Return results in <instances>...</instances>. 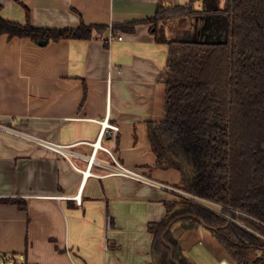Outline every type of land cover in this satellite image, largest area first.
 Listing matches in <instances>:
<instances>
[{
  "label": "crops",
  "instance_id": "0c3cea01",
  "mask_svg": "<svg viewBox=\"0 0 264 264\" xmlns=\"http://www.w3.org/2000/svg\"><path fill=\"white\" fill-rule=\"evenodd\" d=\"M191 1L0 0L3 18L25 24L29 10L35 28H108L88 41L46 45L0 37V199L7 201L0 203V264L11 255L26 264H162L148 227L170 220L179 199L109 175L113 160L101 148L95 155V144L125 167L181 187L178 170L155 168L148 140L149 123L166 117L169 47L149 24L114 32L123 41L108 46L99 37L153 18L160 5ZM108 116L118 133L102 134ZM172 231L183 253L197 245L192 234L186 245L179 224ZM213 254L215 264H236L227 252ZM259 257L250 251L249 264Z\"/></svg>",
  "mask_w": 264,
  "mask_h": 264
},
{
  "label": "trees",
  "instance_id": "16d2710c",
  "mask_svg": "<svg viewBox=\"0 0 264 264\" xmlns=\"http://www.w3.org/2000/svg\"><path fill=\"white\" fill-rule=\"evenodd\" d=\"M197 1L160 5L153 18L114 26L113 32L133 33L149 24L157 42L169 47L166 117L148 125L155 168L178 170L181 188L244 214L225 210L243 225L180 199L170 206V220L149 225L152 252L162 264H193L173 234L175 223L185 232L209 229L236 264H249L252 250L260 253L254 264H264V0H225L223 6L202 0L201 8ZM27 18L25 24L6 20L0 7V37L36 44L88 41L108 29L35 28L29 10ZM170 20L185 24L164 40L161 23ZM205 20L213 21L214 31L203 38Z\"/></svg>",
  "mask_w": 264,
  "mask_h": 264
},
{
  "label": "built area",
  "instance_id": "2783aa9c",
  "mask_svg": "<svg viewBox=\"0 0 264 264\" xmlns=\"http://www.w3.org/2000/svg\"><path fill=\"white\" fill-rule=\"evenodd\" d=\"M100 40L105 44V45H110L113 41H123V37L121 35L117 36L114 34V32L111 30L108 35H100ZM102 125V134L104 133H118L119 132V127L116 125H112L109 123V116L104 120L100 122ZM96 148H95V155L96 152L98 151L99 148H101L102 150H104L105 152H107L112 160H113V166H111V173L109 175L111 176H119V177H124L130 180H133L135 182H138L140 184L143 185H148L160 190H165L168 191L169 193H172L173 195H175L179 200L180 199H186V200H190L193 202H196L202 206H204L205 208L219 214L222 215L226 218H228L230 221L236 222L240 225H243L241 222H239L238 220H236L233 216H231L230 214H227L225 212V210H229V212L232 213H238L241 215H244L238 211H235L233 209H227L226 207H224L223 205H220L218 203H214L210 200L207 199H203L200 197H196L191 195L190 193L186 192L183 188L181 187H176V186H171L159 181H156L154 179H152L151 177L147 176L144 173H141L137 170H133V169H129L127 167H125L124 165H122L119 161H117V159L112 155L111 151L105 147H102L100 144L96 143ZM57 151H63L66 150L65 147L63 146H55L54 147ZM95 155H93L90 165L92 166V164L95 161ZM69 158V157H68ZM76 200L78 202H80V196L75 197ZM111 228V222L109 223V227L108 229Z\"/></svg>",
  "mask_w": 264,
  "mask_h": 264
},
{
  "label": "rangeland",
  "instance_id": "374dc122",
  "mask_svg": "<svg viewBox=\"0 0 264 264\" xmlns=\"http://www.w3.org/2000/svg\"><path fill=\"white\" fill-rule=\"evenodd\" d=\"M225 0H220V5L223 6L224 5ZM201 8L202 7V0H198L197 1V8ZM179 21V22H178ZM178 21H166V22H162L161 23V30H160V34L159 37L162 39H166L168 40V38H171L168 36V34H170V32L175 33V36H177L181 29H183L184 26V21L182 20H178ZM193 22V23H192ZM191 22L192 25H194L195 20H193ZM202 28H203V38L207 37L208 35H212L213 31H214V23L212 20H205L202 23ZM156 37V36H155ZM185 237L183 238V240L185 242H187L188 245H191V242L189 241L190 239L187 238V235H191L194 236L197 245L193 246L191 249L187 248L184 250L185 256L193 263V264H215L214 261L215 256L213 253L216 254V258L221 254L225 253V249L222 248L217 241L215 240V238L213 237L211 231L209 229L206 228H202L196 231H187L184 233ZM199 243L202 244V246H199ZM183 246H185L184 244H182ZM4 256V255H2ZM227 256V254H226ZM6 258V257H4ZM228 259V257H226ZM5 263L3 260H1V264H26L24 262V258L22 259L20 256H8L7 257V261L6 259ZM3 261V262H2Z\"/></svg>",
  "mask_w": 264,
  "mask_h": 264
},
{
  "label": "water",
  "instance_id": "95a60500",
  "mask_svg": "<svg viewBox=\"0 0 264 264\" xmlns=\"http://www.w3.org/2000/svg\"><path fill=\"white\" fill-rule=\"evenodd\" d=\"M40 44H41V45H46V44H47V42H41Z\"/></svg>",
  "mask_w": 264,
  "mask_h": 264
}]
</instances>
